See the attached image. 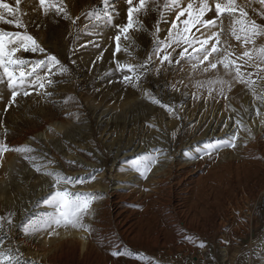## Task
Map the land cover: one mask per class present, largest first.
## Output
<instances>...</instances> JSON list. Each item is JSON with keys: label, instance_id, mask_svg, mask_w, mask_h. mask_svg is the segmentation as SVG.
<instances>
[{"label": "rangeland", "instance_id": "rangeland-1", "mask_svg": "<svg viewBox=\"0 0 264 264\" xmlns=\"http://www.w3.org/2000/svg\"><path fill=\"white\" fill-rule=\"evenodd\" d=\"M6 2L15 5V0ZM190 2L194 8L199 4L179 0L181 8ZM48 3L52 7L45 15L38 0H21L17 15L26 28L0 21V30L26 32L45 49L33 53L21 48L15 54L28 61L25 72L44 61L29 79L39 75L45 87L37 81L24 89L27 96L18 89L21 94L10 106L11 90L0 69V143L35 150L0 156V252L18 264H264V127L254 139L247 136L250 124L264 115L259 53L264 34L249 31L245 43L244 26L237 22L264 25V4L235 0V13L217 18L212 29L217 36L209 46L216 44L220 51L209 59L227 56L235 64L204 71L208 62L197 61L198 53L184 43L167 48L172 63H161L165 52L154 54L157 39L163 48V42L186 37L199 48L196 38L210 35L199 23H189L185 32L184 22L194 17L185 13L177 20L171 0H148L147 12L134 14L143 27L134 24L128 40L119 33L120 52L114 38L116 25L127 24L125 0ZM209 4L213 11L205 19L215 16V0ZM61 5L67 17L57 12ZM5 17L12 18L7 12ZM185 47L188 52L181 58ZM50 55L59 65H50ZM117 64L134 66L140 76L137 86L134 77L132 83L124 81L132 73ZM236 66L242 81L236 78ZM151 161L155 163L145 171L143 164ZM171 163V173L160 175ZM49 172L75 181L61 184V190L81 198L94 195L84 217L92 231L69 226L55 228L51 235L52 230L25 234L27 225L39 224L53 212L46 203L56 191ZM62 232L78 233L81 239L92 234L96 253L86 258L78 240ZM114 251L120 254L114 256Z\"/></svg>", "mask_w": 264, "mask_h": 264}, {"label": "snow or ice", "instance_id": "snow-or-ice-1", "mask_svg": "<svg viewBox=\"0 0 264 264\" xmlns=\"http://www.w3.org/2000/svg\"><path fill=\"white\" fill-rule=\"evenodd\" d=\"M40 7L43 10L45 15L48 14L50 8L52 7L51 4L48 3V0H38ZM128 5L127 8V24L126 25H116L118 34L115 36L116 41V52L121 51L120 41L121 35L119 33L124 34V39L128 40L130 37L127 35L130 30L134 29V24L139 25L140 28L143 27V24L138 20L134 21V14H139L141 11L147 12V5L148 0H138V3H134V0H125ZM262 4H264V0H260ZM105 5L109 4V0H103ZM21 4V0H15V5L6 2V0H0V21H3L7 24L14 25L16 28H26V26L20 20V17L17 15L19 11V5ZM235 0H227L226 3H221L220 0H215V16L213 18L204 17L208 12L213 11L212 7L209 4V0H199L198 6L194 8L193 3H188L187 7L181 8L179 4V0H171V6L177 8V15L176 19L178 20L180 16H183L185 13L188 14L190 17H194L192 21H185V32L189 31L188 24L189 23H199L204 29L206 33H210L207 35L205 39L199 40L196 38L195 42L200 44L199 48L193 47L194 41L189 40L186 37L181 40H172L171 42H163L164 47H161V41L157 39L156 47L154 50V54L159 56L160 52L163 51L166 54L162 57L161 63L164 61H168L172 63V56L171 53L167 52V48L171 46L172 43L176 44L177 47L180 46L181 43L188 45V47L193 48V52H197L198 55L195 56V59L200 63H204L205 61L208 62V67H205L204 71H208V68L216 69L218 64H222L225 70L230 69L232 65L235 64L234 61H231L224 56L222 59L210 60L209 58L212 57L214 54H219V49L217 48L216 44H212L209 46V41L214 37L217 36L216 32H213L212 29L217 27V18L220 17L223 13L234 14L236 9L234 7ZM57 12H64L65 17H67V13L65 12L63 6H58L56 8ZM5 12H7L8 16L12 17L11 19H6ZM243 14V13H242ZM99 18V17H98ZM244 27L242 28L245 31L246 35L244 38V42L248 43L249 38L247 33L250 31L253 36L264 34V25L256 23V21L251 20L247 23L243 20L237 21ZM172 28H176V24H172ZM136 30H139L138 28ZM199 31V29H197ZM157 31L159 29L157 28ZM235 31H233V35H235ZM205 35V33H202ZM169 36H172V32L169 31ZM5 37H9L7 43H5ZM237 40H240V36H236ZM188 47L183 48L182 51L179 52V56L181 58L185 57V54L188 52ZM23 49L24 52L31 51L33 53L39 51L44 52L45 49L41 47V45L37 42V40L27 34H21L20 32H5L0 30V69L3 70V75L7 77V87L11 90V100L9 101V106L16 102V98L20 95V91L18 89L23 90V95L27 96L30 95V92L24 90L26 87H34L37 81H40L39 87L44 88L45 83L43 82L42 78L37 75L36 80H30L29 78L32 77L33 73L37 72V69L44 65V61H39L36 64H33L31 67V71L25 72L23 67L28 64V61L21 59L20 57L15 56L17 52ZM175 51V49H173ZM261 60L264 61V47L259 49ZM244 57H248L250 60L252 57L250 56L248 51L243 53ZM15 57V58H14ZM191 58V57H189ZM48 61L50 62L51 66L59 65L60 61L57 59L55 55H50L47 57ZM151 61V55L148 58V62ZM180 61L177 60L176 63ZM147 63V62H146ZM145 65H140L139 67H144ZM117 67L121 71H126V73H132V75L125 74L123 79L125 82L132 83L133 77L137 82L140 80V76L136 75V69L134 66L131 65H120L117 64ZM195 67V65H194ZM11 69V70H10ZM17 69H19V75H17ZM49 73H51V67L48 68ZM236 78L238 80H243V77L240 72V67L236 66ZM3 77H0V83H3ZM48 84H51L52 81L48 80ZM223 83V81H220ZM50 95V93H46ZM261 100H264V96L260 97ZM155 103H160L158 100L154 101ZM162 107H167L166 105H161ZM171 111V109H169ZM259 114V110H258ZM229 146L235 147L234 142H229ZM7 151H15V152H24L29 153L35 151L30 146H18L10 148L7 143H0V156L3 155L4 152ZM25 159H34V157L25 156ZM143 160H147V157H143ZM140 163V160L137 161ZM155 163V161H151L150 163L143 164L145 171L150 170L151 164ZM39 171V168H37ZM47 175H53L54 177V185L53 187L56 188V191L52 193L49 198L47 199L46 203L53 208V212L47 214V218L40 221L39 224L33 222L25 227V234H31V232H36L40 230H52L49 231V235L55 230V228L59 227H72V228H79L85 231H91V227L84 223V217L90 214V204L92 203V199H94V195L90 194L89 197L81 198V196H73V194L69 193L67 189L61 190L59 187L61 184H66L71 181V178H65L60 174H53V173H46ZM75 183V181H71ZM3 220V217H0V221ZM11 224V221H8ZM3 225L0 223V229H2ZM203 246V244H201ZM114 256L119 255V252H113ZM0 264H18V261L14 259V257L10 254H5L0 252Z\"/></svg>", "mask_w": 264, "mask_h": 264}, {"label": "bare ground", "instance_id": "bare-ground-1", "mask_svg": "<svg viewBox=\"0 0 264 264\" xmlns=\"http://www.w3.org/2000/svg\"><path fill=\"white\" fill-rule=\"evenodd\" d=\"M187 116V115H186ZM223 116V115H222ZM189 117V116H188ZM170 124H173V121H171L170 122ZM232 126V125H231ZM250 126L252 127L251 128V130L248 132V134H247V136L249 137V140L250 139H254V137H256V135H259L262 131H263V127H264V115L262 116V117H260L259 118V120H254V122L253 123H251L250 124ZM228 128V123L226 124V126L223 128V130H222V132H225L226 131V129ZM256 128V129H255ZM255 129V130H254ZM204 136H205V134H204ZM201 137H203V135L201 136ZM201 137H198L197 139L199 140ZM36 139H37V141L39 140V141H41L42 142V144H43V139H39V137H35ZM34 138V139H35ZM196 140V139H195ZM40 142V143H41ZM33 144V143H32ZM34 146V145H33ZM39 146V145H38ZM173 163H171V164H169L168 166H167V169L164 171V172H162V173H160V175L161 174H165V175H167V174H170L171 173V171H172V169H173ZM229 168H231L230 169V171H232L233 172V165H229ZM240 168L241 167H238L237 169H236V173H237V175H239V173H240ZM243 168V167H242ZM165 169V168H164ZM244 169V168H243ZM160 171V170H159ZM233 175V174H232ZM164 183V182H163ZM92 188H97V187H95L94 185L93 186H91ZM87 188H90V187H87ZM121 188H118L117 190H120ZM115 192V191H114ZM132 195H134V194H132ZM229 203V202H228ZM91 220H92V217H91ZM92 231V230H91ZM63 235H65V237L66 238H73V239H76V240H78V243H76V245H77V247L80 249V251H82L81 253H84V255H85V257L86 258H91L92 257V255H94L95 253H96V251L94 250V242H93V239H92V234H90L89 233V237L87 236V237H85L84 238V236L82 235V239L80 238L81 236L78 234V233H69V232H62L61 233V236H63ZM79 251V250H78ZM101 259V258H100ZM100 261V260H99ZM108 262V261H107Z\"/></svg>", "mask_w": 264, "mask_h": 264}]
</instances>
